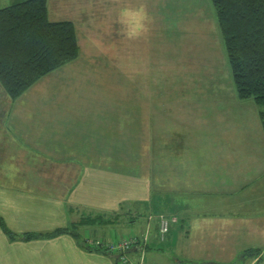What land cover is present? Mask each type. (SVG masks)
I'll list each match as a JSON object with an SVG mask.
<instances>
[{
    "label": "crops",
    "instance_id": "1",
    "mask_svg": "<svg viewBox=\"0 0 264 264\" xmlns=\"http://www.w3.org/2000/svg\"><path fill=\"white\" fill-rule=\"evenodd\" d=\"M80 42L81 39L82 48ZM78 64L84 62L80 60ZM61 95L64 94L55 97L32 90L12 100L0 85V264H118L117 255L98 248L96 242L125 236L127 233L121 229L131 230L129 236L139 238L148 234L147 247L141 242L130 254L138 260L150 251L154 261L149 264H160L152 251L171 244L177 235L179 240L187 237L195 245L188 259L194 263L246 261L251 259L244 257L247 249L263 248L264 255L262 123L251 127L249 131H255L254 135H249L242 125L194 128L192 134L189 129H172L168 123L160 126V110L170 105L162 112L168 118L176 104H170L168 97L152 103L151 99L159 97L153 98L150 93V114L145 110L140 121V114L135 112V121L123 131L118 118L120 109L90 105L85 112L72 107L61 109L51 103ZM242 100L241 106H253V110L256 106L260 117L254 100ZM177 105L184 109V105ZM152 108L156 121L151 116ZM111 114L115 115L112 121ZM235 133H242L245 139H234ZM136 148H143L141 158H137ZM136 162H142L139 172ZM118 174L122 181L117 180V189L124 192L92 190L91 185L77 191L81 180L96 182L95 177L101 175L100 179H118ZM40 178L55 183V188L60 184L61 191L15 192L2 188L7 187L6 181H15V187H19L25 179ZM140 178L144 180V191H131ZM28 186L32 188L29 183ZM83 206L89 213L121 209L113 219L103 222H97L102 215L76 219L71 225L57 218L61 211ZM123 211L126 213L119 214ZM151 211L176 219L165 242H159L158 218L152 219L158 214ZM69 226L79 235L68 232L49 238L25 237ZM5 228L14 236H9ZM198 245H208L203 259L205 254L200 253ZM253 257L251 264H258L259 256Z\"/></svg>",
    "mask_w": 264,
    "mask_h": 264
},
{
    "label": "rangeland",
    "instance_id": "2",
    "mask_svg": "<svg viewBox=\"0 0 264 264\" xmlns=\"http://www.w3.org/2000/svg\"><path fill=\"white\" fill-rule=\"evenodd\" d=\"M13 2L0 0V8ZM48 7L51 20H72L75 23L82 44L81 57L41 78L28 93L33 90L55 97L64 94L51 102L61 109L72 107L85 112L89 105L101 109L114 106V110L120 109L118 118L123 131L128 123L135 121V112L137 116L140 114V121L145 110L150 114V93L153 98L159 97L151 99L152 103H159L160 98L164 101L168 97L170 104H176L168 118L163 113L171 106L165 105L160 110L157 119L159 123L163 115L160 126L168 123L172 129H189L192 134L196 131L194 128L242 125L249 135L255 134V131H249L251 127H260L262 120L257 114V107L254 106L253 110V106L246 108L240 104L211 0H48ZM80 60L84 64L79 65ZM242 101L253 102V99ZM177 104L184 105V109ZM153 109L151 116L156 121ZM114 119L115 115L111 114L110 120ZM234 136L237 140L245 139L242 133H235ZM135 150L137 158H141L143 148ZM136 167L137 172L141 171L142 162H136ZM124 168L119 165L120 170ZM117 176L118 179L108 176L100 179L101 175L95 177L96 182L81 180L77 191L87 190L91 185L92 190L124 192L117 189L120 185L117 180L122 181L119 174ZM6 184L7 187L2 186L5 191H61L60 184L55 188V183L41 178L25 179L19 187H15V181H6ZM131 191H144V180L136 179L135 189L132 187ZM118 209L110 213H89L83 206L61 211L57 218L60 216L68 220L71 225L76 219L102 215L97 222H103L113 219ZM161 215L167 216L160 212L152 219L158 218L159 223ZM167 217L174 219L172 223L176 220L175 217ZM121 231L127 233L125 236L131 234V230ZM88 233L92 234L91 230ZM196 247L202 251H199L201 254L208 253V245ZM194 248L191 240L187 237L179 240L177 235L171 244H163L152 252L160 264H201L199 261H188ZM149 252L145 258L139 257L137 262L140 258L145 264L154 261L150 259ZM254 258L251 256V259L237 260L233 264H251ZM192 259L195 260V257ZM202 264L205 262L202 261ZM258 264H264V255Z\"/></svg>",
    "mask_w": 264,
    "mask_h": 264
},
{
    "label": "trees",
    "instance_id": "3",
    "mask_svg": "<svg viewBox=\"0 0 264 264\" xmlns=\"http://www.w3.org/2000/svg\"><path fill=\"white\" fill-rule=\"evenodd\" d=\"M211 2L237 95L240 99L255 101L264 130V0ZM80 51L75 23L51 20L48 0H14L0 8V85L12 100L20 98L44 76L76 60ZM171 224L163 240L158 225L159 242L167 240ZM6 232L14 236L10 230ZM68 232L79 235L69 226L49 233L25 234V237L49 238ZM149 239L137 237L129 255L141 242L147 247ZM255 255L263 258L260 249H247L244 253L245 258Z\"/></svg>",
    "mask_w": 264,
    "mask_h": 264
},
{
    "label": "built area",
    "instance_id": "4",
    "mask_svg": "<svg viewBox=\"0 0 264 264\" xmlns=\"http://www.w3.org/2000/svg\"><path fill=\"white\" fill-rule=\"evenodd\" d=\"M174 219L168 218L167 216L161 215L159 219V235L163 240L166 234L169 232L170 223ZM148 235L146 234L144 240H147ZM137 243V237L135 236H124L119 237L115 240H109L104 242L103 240L97 241L98 247L105 249L109 252L116 253L118 255V264H145L144 260L140 258L137 262L131 258L128 251Z\"/></svg>",
    "mask_w": 264,
    "mask_h": 264
}]
</instances>
